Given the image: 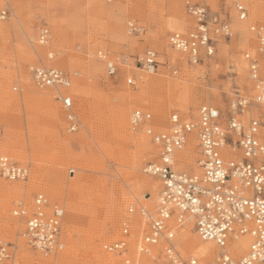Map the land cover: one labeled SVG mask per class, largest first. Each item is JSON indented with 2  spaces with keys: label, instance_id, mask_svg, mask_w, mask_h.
Masks as SVG:
<instances>
[{
  "label": "rangeland",
  "instance_id": "rangeland-1",
  "mask_svg": "<svg viewBox=\"0 0 264 264\" xmlns=\"http://www.w3.org/2000/svg\"><path fill=\"white\" fill-rule=\"evenodd\" d=\"M9 1L11 13L0 19V156L27 166L29 176L25 180L0 177V185L20 188L13 190L16 193L0 189V239L13 244L20 264H39L42 259H53L52 264H120L124 256L146 264L149 257L137 251L147 231L138 209L143 205L155 210L162 182L144 172L157 159L158 148L143 128H132V112H151L152 126L161 130L168 127L172 113L196 116L201 104L227 112L238 94L253 97L245 54L256 53L250 25L264 22V0H190L205 7L210 16L226 20L233 31L230 37L216 38L214 55H203L197 64L168 44L172 32L188 33L196 25L187 12V0ZM238 3L248 9L247 19L239 18ZM5 4L6 0H0V10ZM131 22L140 31L132 30ZM43 25L51 32L46 45L38 42ZM148 49L159 55L154 72L135 63L136 56ZM100 50L126 58L128 64L119 62L117 74L109 76L98 56ZM50 51L55 53L52 59ZM36 63L55 66L71 76L66 91L73 97L80 120L77 131L68 129L55 89L34 83L29 65ZM130 77L134 83L128 82ZM123 107L128 115L120 132L115 115ZM251 118L260 121L264 141V104L247 106L244 122L248 124ZM193 143L190 152L196 148L195 139ZM190 156L181 168L195 170L196 156ZM144 177L157 180L158 189L139 186L137 180ZM38 193L47 197L48 212L63 209L65 245L48 256L30 246L24 235L25 218L13 214L19 205L32 207ZM130 207L134 212H129ZM125 225L128 251H107L106 244L123 237ZM180 228L182 255L197 254L204 242L194 237L198 235L192 226L188 238ZM195 256L215 261L212 256ZM163 261L161 256L158 263Z\"/></svg>",
  "mask_w": 264,
  "mask_h": 264
},
{
  "label": "built area",
  "instance_id": "built-area-1",
  "mask_svg": "<svg viewBox=\"0 0 264 264\" xmlns=\"http://www.w3.org/2000/svg\"><path fill=\"white\" fill-rule=\"evenodd\" d=\"M111 1V0H109ZM186 9L196 19L194 29L188 33L174 31L168 36L171 48L188 56L191 64H197L203 55L215 53L216 38L233 34L230 24L218 16H210L208 10L190 0ZM236 10L240 19L248 18V9L238 3ZM11 13V4L6 0L0 10V19ZM130 27L140 31L133 22ZM250 31L255 35L256 53L247 52L249 73L253 83V97L238 94L232 99L229 110L224 112L211 104H201L196 116L170 115L169 125L156 130L152 126V113L135 109L131 115L134 130L143 128L158 148V156L149 162L144 172L162 182L159 201L154 211L140 206L139 214L145 219L147 231L138 242L137 251L147 255L146 264H264V141L260 137L261 123L251 118L246 124L243 115L252 102L264 104V22L252 23ZM51 32L47 25L39 28L38 42L49 44ZM54 52L48 57L52 59ZM106 64L109 76L119 70V62L128 64L126 58H114L109 51H98ZM135 63L140 69L153 71L157 68L159 55L148 49L136 56ZM34 83L40 88H54L56 99L64 110L67 127L77 131L80 120L75 110L72 95L66 91L72 84L71 76L65 71L42 63L29 65ZM134 83V78H128ZM2 129L0 127V136ZM196 140V148L187 151L190 139ZM191 154L199 172L179 167ZM29 168L8 156H0V177L10 180H25ZM48 199L43 193L34 197L32 207L19 205L13 214L25 218L24 235L32 248L48 256L63 249V209L55 207L48 212ZM134 207L129 212H134ZM191 224L203 241L213 242L219 252L214 262L200 257H184L176 248L179 227ZM123 237L108 243L109 252L124 254L128 251L125 225ZM249 238L245 253L230 250V243L241 237ZM161 246L158 255H153ZM140 260L124 256L120 264H139ZM0 264H20L13 250V244L0 239Z\"/></svg>",
  "mask_w": 264,
  "mask_h": 264
},
{
  "label": "bare ground",
  "instance_id": "bare-ground-1",
  "mask_svg": "<svg viewBox=\"0 0 264 264\" xmlns=\"http://www.w3.org/2000/svg\"><path fill=\"white\" fill-rule=\"evenodd\" d=\"M154 72V71H153ZM51 108H52V105H51ZM54 110V109H52ZM157 110V109H156ZM56 111V110H55ZM54 111V114L56 113ZM160 111V110H159ZM158 111V112H159ZM126 114H127V110L126 108H121L119 109L117 112H116V115H115V123L117 124V127H118V130L121 132L124 128V124H125V121H126ZM128 115V114H127ZM128 121V120H127ZM192 141L193 139L191 138L190 141H189V144H188V147H187V151H189V149H193L194 147V143L192 144ZM196 155L193 154V157H195ZM194 159V158H193ZM195 164V171L199 172V168L196 164V162L194 163ZM180 167V166H179ZM34 181H36V177L34 175ZM139 186H147L149 188H152V190H157L158 187H159V182L155 179H150V178H139L136 182ZM77 185V183H72V186H75ZM0 189L2 191H13V190H16V189H20V188H13V187H6V186H3V185H0ZM18 191V190H17ZM21 191V190H20ZM24 191V190H23ZM153 191V192H154ZM14 192V191H13ZM19 192V191H18ZM152 192V193H153ZM16 193V192H14ZM22 194V192L20 193ZM160 194V193H159ZM159 198V196H158ZM6 205V204H5ZM157 205V204H156ZM149 206V205H148ZM153 206V205H152ZM151 206V207H152ZM150 207V208H151ZM152 210V209H151ZM187 225V226H186ZM191 224H185L184 228H180V233L183 234L185 236V238H188L191 234ZM183 227V226H182ZM192 229H193V226H192ZM195 231V229H194ZM196 232V231H195ZM193 233V232H192ZM195 234V233H194ZM193 234V236H194ZM197 234V232H196ZM198 235V234H197ZM196 238L199 237L198 236H194ZM199 240V239H198ZM201 241V240H200ZM67 242V241H66ZM204 242L203 244H200L198 246V248L196 249V252L197 254H194V255H199V256H202V257H209V256H212V254L215 252V254L212 256V258L216 257L217 256V253L219 252V248L213 243V242H209V241H203ZM195 244V243H194ZM249 245V238H247L246 236L245 237H241L239 238L238 240H234L230 243V250L232 252H238V253H241L242 251H245L246 247ZM176 248L177 250L180 252V254L182 255L181 251V245L179 244V229L177 230V235H176ZM216 250V251H215ZM156 251V250H155ZM247 251V250H246ZM69 252V251H68ZM153 255H158L156 252H153ZM183 256V255H182ZM44 257V256H43ZM161 258V257H160ZM159 258V259H160ZM140 259V258H139ZM44 262H38L39 264H52V261L51 260H46L45 259H42ZM139 264H142V263H139Z\"/></svg>",
  "mask_w": 264,
  "mask_h": 264
}]
</instances>
